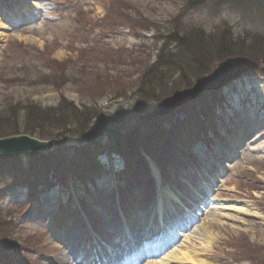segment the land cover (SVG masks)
<instances>
[{
    "label": "rangeland",
    "instance_id": "obj_1",
    "mask_svg": "<svg viewBox=\"0 0 264 264\" xmlns=\"http://www.w3.org/2000/svg\"><path fill=\"white\" fill-rule=\"evenodd\" d=\"M241 1L0 0V117L16 132L0 138L27 134L55 143L48 154L30 153L29 164L45 161L40 175L28 183L23 175L7 178L13 184L0 200V264H87L88 252L95 260L122 245L126 223L143 213L149 223L156 219L155 230L134 236L110 264H257L264 254V71L170 116L140 120L182 87L177 75L161 79L153 66L169 28L209 34L227 26L244 32L247 43L264 37V22L252 20L253 9L243 14L249 4ZM253 52L245 56L262 63L264 47ZM236 56L243 55L229 57ZM63 100L98 114L84 124L85 146L68 144L82 138L75 127L26 125L25 106ZM109 124L120 134H106ZM161 191L179 198L166 205L172 219L164 228ZM162 237L167 242L151 248Z\"/></svg>",
    "mask_w": 264,
    "mask_h": 264
},
{
    "label": "trees",
    "instance_id": "obj_2",
    "mask_svg": "<svg viewBox=\"0 0 264 264\" xmlns=\"http://www.w3.org/2000/svg\"><path fill=\"white\" fill-rule=\"evenodd\" d=\"M193 1L195 3H200L199 1L203 0ZM243 3L249 4V6L245 5V8L244 6H242L243 8L241 10L243 14L249 13L253 9L254 14L252 20L264 22V0L258 2V4H254L255 0H242L238 3V5L241 7ZM244 19L247 22V19L245 17ZM226 27L227 26H224L219 29L220 31L218 33L215 32L209 34L203 28H195L193 30L184 29L182 31L177 28L173 30H171L172 28H169V33L167 34V36H165L167 37L168 41L166 40L167 42H165V44H163L160 48L161 54H158V58L153 64V66H159V69L157 70L160 71V75L162 77L161 79L177 75L179 78L178 84L182 85V87H180L179 89L190 87L193 85V83H196L204 76L212 73L217 63L223 58L235 54L243 56L247 55L249 57L251 56L252 58V55L254 54V48H259L260 46L264 47V37L260 34H254L251 37L250 42L247 43L248 39L246 40L242 36V33L244 32H240L237 35H234V33L232 32L233 28L228 27V29H225ZM248 28L253 29L254 26H249ZM167 44H169L170 46L167 47ZM171 44H174V46L176 45L175 48L177 49L183 48L180 54L172 50ZM258 59L262 61V63H259L264 64V56L258 57ZM151 70L152 72L155 71L154 68H150V71ZM188 72L194 75V78L192 80L185 79L190 78L189 76H186ZM158 79L159 77H157V79L152 78V85ZM49 80L53 81L54 77L50 75ZM155 87H158V85ZM25 107V110L27 112L29 111V113L25 115L26 125L27 123H30V125L27 126L28 128L33 127L34 122H42L43 125L57 128L60 132L63 130V128L68 129L67 131H69L71 128L75 127L76 129L74 130V135H82V137H84L86 132V127L84 124H88L89 126V124H91L94 120H96L95 118L98 117L96 110L90 112L83 106L78 107L74 103L66 102L65 100L58 103L52 108H42L33 104ZM33 115L36 116L39 121H34V119L32 118ZM14 116H16L15 112L9 111L8 115L6 116V122H13ZM4 118L5 116L0 117V136L1 134H6L8 132L7 128L10 124L9 122L4 123ZM14 121H16V118L14 119ZM28 128L26 129V131L30 130ZM11 132L12 131H9L8 134H16V132ZM42 132L43 131L41 130L39 133L43 134ZM31 156H33V154H17L13 156L0 155V200H3L5 197L2 198V196H6L12 189L11 185L13 183L11 185H7L8 177L11 179H15L18 175H23L24 177L22 178L28 179L23 180L28 183L30 180V175L32 173H35L36 175H40L42 173L43 163L45 162L44 159L40 157L37 159V161L42 163L41 166L36 161L35 163L31 162L29 164L28 158H32ZM35 164H39L37 165L36 170H34ZM49 177L50 176L48 175V180L53 178ZM37 179L38 178L34 180ZM55 179L56 177H54V180ZM3 209L4 208L0 207V218L2 217L1 215H3ZM255 262L257 264H263L264 254H258Z\"/></svg>",
    "mask_w": 264,
    "mask_h": 264
},
{
    "label": "water",
    "instance_id": "obj_3",
    "mask_svg": "<svg viewBox=\"0 0 264 264\" xmlns=\"http://www.w3.org/2000/svg\"><path fill=\"white\" fill-rule=\"evenodd\" d=\"M259 69L264 71V66L246 56L229 57L220 62L213 73L206 75L193 86L162 98L148 115H143L140 119L151 121L169 115L178 108L195 101L202 94L221 90L243 74ZM104 132L115 136L120 134L121 128L107 126ZM85 142L84 138H72L68 144L83 146ZM54 147V141L41 140L26 134L0 138V155L31 152L48 154Z\"/></svg>",
    "mask_w": 264,
    "mask_h": 264
},
{
    "label": "bare ground",
    "instance_id": "obj_4",
    "mask_svg": "<svg viewBox=\"0 0 264 264\" xmlns=\"http://www.w3.org/2000/svg\"><path fill=\"white\" fill-rule=\"evenodd\" d=\"M157 172V171H156ZM177 200L179 199L175 194L170 193V192H164L161 191L160 195L158 196V217H159V225L160 227H165V225L167 224V222H170L172 217H168L165 215V208L167 204H171V200ZM186 212V211H185ZM168 217V218H167ZM146 216V213L141 214L140 218L137 221H130L127 222V231L126 234L123 236V243L128 244L132 241V238L134 236L136 237H140L142 235V233H146L150 234L155 230L156 225H154L155 222V218L153 220V222L149 223L148 222V218ZM174 220V218H173ZM136 239V238H135ZM167 238H161V240L158 243H155L151 246V248H155L158 246H161L163 244H165L167 242ZM132 244V243H131ZM125 248L124 244L122 245H118V247L111 249L112 251H110V254H115V256L117 255L118 252L123 253V249ZM129 248V247H128ZM150 247H147V249H149ZM126 250V249H125ZM113 256H107V254L105 256L99 257V255H95V257H97L95 260H92L91 257L89 258V252L87 255V264H109L110 260L116 259V257ZM136 258V257H135ZM107 262V263H106ZM133 262H137L136 261H132L129 260V262H127V264H133ZM160 264V263H159Z\"/></svg>",
    "mask_w": 264,
    "mask_h": 264
}]
</instances>
